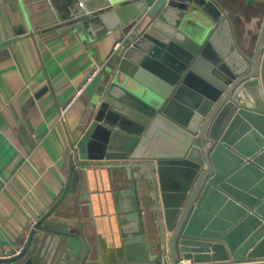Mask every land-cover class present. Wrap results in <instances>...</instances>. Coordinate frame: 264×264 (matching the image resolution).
Listing matches in <instances>:
<instances>
[{
    "label": "water",
    "instance_id": "95a60500",
    "mask_svg": "<svg viewBox=\"0 0 264 264\" xmlns=\"http://www.w3.org/2000/svg\"><path fill=\"white\" fill-rule=\"evenodd\" d=\"M52 1L36 3L48 29L72 31L87 45L117 35L75 130L65 190L0 264H40L31 245L40 229L51 233V264L69 230L49 218H59L85 166H109L110 178L123 180L115 197H130L119 216L130 264L264 258V0H240L260 21L243 45L224 5L235 0ZM142 182L156 219L151 242L136 196Z\"/></svg>",
    "mask_w": 264,
    "mask_h": 264
},
{
    "label": "crops",
    "instance_id": "0c3cea01",
    "mask_svg": "<svg viewBox=\"0 0 264 264\" xmlns=\"http://www.w3.org/2000/svg\"><path fill=\"white\" fill-rule=\"evenodd\" d=\"M36 3L37 0H0V251L21 245L32 223L38 222L65 190L76 151L74 133L99 75L64 120L58 119L59 107L93 66L104 63L117 35L109 33L87 45L84 36L44 26L43 11ZM58 4V0L52 1L54 8ZM224 5L239 44L245 43L248 32L254 41L260 24L255 6L240 0ZM28 21H33L36 28L29 27ZM82 172L73 177L66 198L56 209L59 218H49L69 230L62 235L51 264H130L119 220L130 206V197H115L123 190V180L113 181L109 166H85ZM133 176L136 187L138 172L134 171ZM148 188L142 182L136 196L143 236L151 242L157 227ZM49 234L38 230L31 244L40 264H46L52 252ZM131 247L133 250L137 245ZM231 262L264 264V258L225 263Z\"/></svg>",
    "mask_w": 264,
    "mask_h": 264
},
{
    "label": "built area",
    "instance_id": "2783aa9c",
    "mask_svg": "<svg viewBox=\"0 0 264 264\" xmlns=\"http://www.w3.org/2000/svg\"><path fill=\"white\" fill-rule=\"evenodd\" d=\"M103 65H95L93 66L89 72L86 74V76L83 78V80L75 87L72 94L68 98L66 102H64L58 110V119L64 120L66 113L71 109L72 105L75 103V101L84 93V91L88 88V86L94 81V79L97 78L99 73L102 70ZM32 228L35 226L36 222L32 223ZM28 235H26L23 239V243L13 249L10 250H4L0 251V258H9L12 257L20 252V250L23 248ZM254 262V261H253ZM259 263L260 261H255ZM247 262H231L227 264H245ZM178 264H187L183 260H180ZM223 264V263H220ZM226 264V263H224Z\"/></svg>",
    "mask_w": 264,
    "mask_h": 264
}]
</instances>
